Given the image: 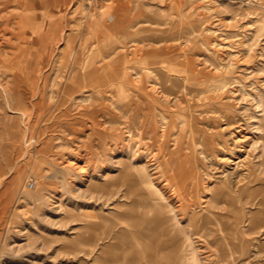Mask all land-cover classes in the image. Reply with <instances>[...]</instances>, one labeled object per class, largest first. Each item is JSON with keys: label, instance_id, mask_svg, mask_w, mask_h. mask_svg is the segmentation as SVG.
Masks as SVG:
<instances>
[{"label": "rangeland", "instance_id": "374dc122", "mask_svg": "<svg viewBox=\"0 0 264 264\" xmlns=\"http://www.w3.org/2000/svg\"><path fill=\"white\" fill-rule=\"evenodd\" d=\"M161 48L224 84L209 90L210 107L232 123L216 111L193 121L195 110L180 121L177 99L157 91V68L182 80L186 71L157 62ZM157 96L179 120L168 137ZM263 106L264 0H0V264L143 262L125 226L133 208L137 223H156L151 197L120 172L141 162L157 182V129L171 150L184 142L177 164L193 169L195 197L218 186L235 198L208 202L224 230L199 240L206 264H264Z\"/></svg>", "mask_w": 264, "mask_h": 264}, {"label": "bare ground", "instance_id": "6f19581e", "mask_svg": "<svg viewBox=\"0 0 264 264\" xmlns=\"http://www.w3.org/2000/svg\"><path fill=\"white\" fill-rule=\"evenodd\" d=\"M170 51L162 48L157 49V54H159V56H157V62H162L165 67L169 68V70L183 71V69H185V80H182L180 76L165 73L162 69L159 70V68H157V91L165 95L167 99L169 98L168 96L177 99L176 106L178 117L182 111L195 110L198 111V113H193V116L195 117L192 118L193 121L198 119V116L201 114L203 116L201 115L199 118L210 120L211 118L213 119V117L208 116V112L216 111L221 113L225 118H228V123H232V121H230L231 115L228 111L220 109L219 106L210 107L211 98L213 97L209 93V90L214 86L223 87L224 84L217 83L216 80L215 82L209 80L211 73L208 71L203 73L205 76H199V71H195L188 65H185L184 67L183 61L175 60L170 54ZM190 93L194 96V99L199 96L198 99L200 101L195 100L196 102L194 103L193 99H187V94ZM184 101H186V103H183ZM167 107L166 104L159 101L157 96V121L159 120L158 118H160V120L166 121V125H170L168 129L163 132L161 131L162 136L164 135L168 137L171 131V124L175 123L174 121L179 120L177 117H169L170 115L166 111ZM262 110V121H259L261 123L260 125L258 124V129L261 126L264 128V106L261 107V111ZM179 118H182V115ZM180 121L185 120L182 118ZM216 125H218V123ZM197 131H199L198 128L194 127L192 129L193 141L196 140ZM260 138H262L261 142L263 141L262 150L264 153V136H261L260 134ZM237 139L235 140L236 142ZM165 140L166 139L158 138L157 129V142H160L161 148V155L159 156L157 163V182L155 181L156 179L154 176L148 172L147 166L143 163L137 162V164L129 165L127 162L125 163L123 161L124 166L121 169L120 178L128 181L131 186L140 185V187L144 188V192L141 193L151 197L150 200L146 201V205L148 207L147 209L151 210L153 213L152 220L156 222L151 226L145 225L144 223L139 224L136 219L139 211L137 212L133 208L128 213V226H125L128 246L129 248L138 247L140 249V255H142L141 257L145 260L144 262L139 263L138 259H130L129 262H131L130 264H206L202 255L205 247L202 246L203 243L199 240H208V234L224 230L222 224L224 215L216 212L213 207H210L208 202H211L214 207H219L220 203L224 201V198L231 204L234 202L235 198L231 197V189L218 186H215L210 196H205L206 198L202 197L203 199H200V197L198 199L195 197L192 193L193 191L191 192V188L193 189L194 186L189 183L190 181L188 182V174H192L193 169L189 166L184 167L177 164L179 161L178 158L182 156L184 142H180L174 150H171L169 149L167 142L164 143ZM186 147L187 146H185V148ZM162 177L164 182L160 185V178ZM112 179L111 182H106L105 184L109 185L110 183H118V180L116 178L114 179V176ZM184 181H186L185 184L180 185L181 182L184 183ZM170 185L172 187L174 186L171 193L179 195V203H176L174 196H171V194L167 192V188ZM178 185L179 187L182 186V188H176ZM131 186L129 187L130 190ZM188 191L192 194L190 195ZM139 203L140 199L138 197H133L131 204L138 205ZM185 216H188L189 218V226L182 223V219ZM238 217V215L232 217L233 219L230 224L232 233L238 228ZM250 220L253 221L254 219L251 217ZM155 230H157V234L154 236ZM219 238L220 237L217 236L216 239H213L212 244L217 245V243H221ZM208 242L210 241L208 240ZM234 244L235 242L230 240V248L233 247ZM217 246L220 247L221 245ZM232 249L233 251H231L234 252L235 248L233 247ZM222 255H224V251L222 252Z\"/></svg>", "mask_w": 264, "mask_h": 264}, {"label": "crops", "instance_id": "0c3cea01", "mask_svg": "<svg viewBox=\"0 0 264 264\" xmlns=\"http://www.w3.org/2000/svg\"><path fill=\"white\" fill-rule=\"evenodd\" d=\"M111 248H113V249H116V248L119 249L118 245H116V244L109 245V246H107V248H105L107 254H108L107 251H108L109 249H111ZM102 256H103V257H102ZM141 256H142V255H141ZM100 257H101V258L99 259L100 261H102L103 259L106 260L107 255H101ZM130 259H133V260H134V259H137V257H135V256H134V257H132V256L129 257L128 260H127V262H126V264H130V263H131V262H129ZM144 261H145V260H143V262H144ZM103 262H105V261H103ZM139 263H142V262L139 261ZM150 264H151V263H150Z\"/></svg>", "mask_w": 264, "mask_h": 264}, {"label": "built area", "instance_id": "2783aa9c", "mask_svg": "<svg viewBox=\"0 0 264 264\" xmlns=\"http://www.w3.org/2000/svg\"><path fill=\"white\" fill-rule=\"evenodd\" d=\"M30 182L33 184V181L32 180Z\"/></svg>", "mask_w": 264, "mask_h": 264}]
</instances>
